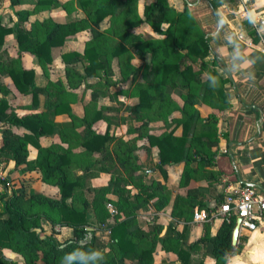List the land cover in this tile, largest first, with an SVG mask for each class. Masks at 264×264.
<instances>
[{
  "label": "trees",
  "instance_id": "obj_1",
  "mask_svg": "<svg viewBox=\"0 0 264 264\" xmlns=\"http://www.w3.org/2000/svg\"><path fill=\"white\" fill-rule=\"evenodd\" d=\"M11 5L19 4L20 0H10ZM62 0H38L32 9H21L16 12L17 22L13 26H4L0 19V49L5 45L6 38L14 35L18 48V57L2 60L0 57V74H7L18 93L31 95L32 109L41 106L43 97L44 110L18 117L10 111L8 91L0 84L3 97L0 98V122L8 124L24 132L19 135L13 130L5 129L0 146V160H10L15 167L26 166L28 170H36L44 183L58 188V199L47 197L41 193L27 192L24 187L11 192L7 196L0 193V264H16L3 253L4 249L12 250L21 255L24 264H120L123 257L133 253L143 264H151L153 244L146 243L143 249V239L146 234L140 232L136 225L135 211L146 201L137 195L130 199L124 186V179L116 168L121 167L130 173L137 170V160L133 156V149L128 143L116 139L114 144L115 158L107 153V144L113 140L109 135V126L104 134L92 132V125L104 118L101 110H96L92 116L84 117L85 127L77 132L73 125L60 127L54 124L53 117L67 114L71 111L72 91L77 89L87 79L104 78L108 74L111 59L119 58L121 72L126 80L133 77V92L139 98V104L132 108L131 113L142 114L151 120L152 116H160L164 121L175 110L181 113V118L174 121L169 132L161 136L145 135L148 147L158 149L159 169L171 164H184L181 185L185 186L205 165H210L214 156L213 148L218 145L216 117L211 115L202 118L196 109L200 102L217 109H224L229 101L224 93L227 78L221 77L215 70L218 58L213 56L209 39L206 34H188L179 36L176 26L182 10L172 7L168 0H146L141 19L136 12L139 0H77L78 7L85 13V18L71 22L57 23L53 20L40 23L35 22L28 29L22 25L27 22L29 15L37 13L45 7L53 5L65 6ZM212 11L217 15L218 9L227 0H206ZM186 3H183L185 6ZM108 19L111 26L105 30L100 25ZM150 25L162 38H143L131 33L142 24ZM167 25L165 30L161 27ZM122 27L121 33L118 29ZM90 30L91 39L87 41L83 53L66 52L61 55L65 65L85 61L84 75L74 69L66 68L65 78L67 91L62 81H48L47 85H35V71L23 67L21 56H33L42 67L53 62V51L63 48L65 41L81 31ZM250 31V30H249ZM253 35V33H252ZM113 37L117 39L114 42ZM257 41V38H254ZM132 47L141 61L144 70L136 69L121 57L129 53ZM149 55V61L146 60ZM198 67V69H196ZM102 73V75H100ZM141 74V80L136 78ZM93 84H86L87 88ZM96 86H94V90ZM171 91L180 94L183 105L179 107L171 98ZM141 117V116H140ZM181 129L179 136L176 131ZM59 135L62 140L79 145L83 151L74 161L85 172L93 166L89 161L94 154L99 155L96 162L102 164L103 171L111 173L108 185L103 189H90L93 193V214L97 222L105 223L108 212L105 208L106 193L117 196L114 206L119 214L125 218H116L115 225L110 228L113 250L119 255V260L105 257V247L101 244L94 231H87L92 226L89 203L83 199L82 185L86 175L75 176L72 171L74 163L69 150L56 145L46 150L44 162L34 164L28 161V145L41 149L40 138ZM73 137V138H72ZM75 138V139H74ZM73 161V162H72ZM112 163V166H111ZM84 164V165H83ZM197 164V168L191 166ZM108 166V167H107ZM117 171V172H116ZM155 191L162 195L165 187L153 183ZM197 192L188 190L185 198L176 197L173 214L178 219L189 220L193 215L194 204L190 203L192 195ZM153 194H148L151 197ZM160 195L157 207H164L167 197ZM71 199V202L67 200ZM199 208L208 209L205 203L199 201ZM48 225V235L41 234ZM236 225V218L229 223L223 221L214 236L205 235L194 243L204 244L206 253L214 259L215 264H227L228 259L236 254L238 242L232 245V234ZM56 226L69 228L73 231L72 238L59 239L54 231ZM175 230L170 225L166 231L167 242L173 243L172 238L179 244L181 235L173 237ZM144 245V244H143ZM192 246L179 247L176 251L180 264H203L202 261L191 260Z\"/></svg>",
  "mask_w": 264,
  "mask_h": 264
},
{
  "label": "crops",
  "instance_id": "obj_2",
  "mask_svg": "<svg viewBox=\"0 0 264 264\" xmlns=\"http://www.w3.org/2000/svg\"><path fill=\"white\" fill-rule=\"evenodd\" d=\"M37 1L38 0H35L31 7L19 8L14 11L10 10L11 17H13L12 21H10L8 16L3 17L0 14L1 24L7 27L13 26L14 23L17 22L16 12L21 9H32ZM66 2H70V5H66L69 10L65 9L66 7L63 5L45 7L41 11L29 15L27 22L24 23L22 27L28 29L30 25L35 22L43 23L48 20H53L57 23H65L85 18V13L78 7L77 0H62L61 4ZM168 2L175 9L182 10L183 12L176 26L177 35L182 36L190 33L195 35L200 33L206 34L213 52L208 59H212L213 56L218 58V64L215 70L221 77L228 79V82L224 86V93L229 101L227 107L224 109L213 108L206 103L208 100L196 105V109L202 118H208L211 115L216 117L218 145L213 148L214 156L211 164L205 165L202 168L199 167V171H195L194 176L191 177L188 184L185 186L181 185L184 171L183 163L165 166L163 170L158 168V149L156 147L149 148L147 146L148 143L145 135L161 136L169 132L175 124L174 121L181 118V113L177 110L173 111L167 117V121H164L160 116L154 115L151 120H148V118H142L145 117L143 113L132 114L131 110L139 104V98L131 94L134 84L133 77L128 76L126 80L124 79L119 63L120 59L116 57L111 59L107 68L108 74L106 77L87 79V81L83 82L77 89L72 91L71 111L67 114L54 116L53 122L60 127L74 125L73 122L75 120H72L71 117V113L74 109L73 100L78 99L80 95L79 90L81 88H83L84 92L89 91V101L96 103L98 105L96 110H101L104 116V118L92 125V132L102 135L109 126V135L115 140L107 144V153H110L113 159L115 158L114 144L116 143V139H120L123 143L126 142L132 147L133 156L137 160V170L133 173L119 166L116 169L118 174L124 179V186L130 199L133 200L135 196L140 195L144 201L146 200L135 211V214L138 229L140 232L147 235L146 240L143 239L142 245H139L140 248L143 249L147 242H152L153 244V260L151 264H180L176 251L182 246H184V248L192 246L190 252L193 262L202 261L203 264H215L214 259L206 253L204 244L200 243L195 246L193 244L205 235L214 236L222 220L220 217H217L205 222L196 223L193 221L194 213L201 210L207 212L215 211L226 196L233 195L235 190L244 186H252L259 192H264V57L257 49L260 44V38L252 27L256 19H264V0H227L224 5L218 9L217 15L214 14L206 0H168ZM184 2L186 3L185 6H183ZM146 3V0H139L136 5L137 15L141 19H144L143 9ZM20 4L21 1L19 4L11 5L10 1L11 6H19ZM57 9H61V11L65 12L66 15L70 17L73 16V14H80L82 16L64 21L56 20L52 15L44 20L39 19L41 14H51L57 11ZM100 26L101 30H105L111 26V21L106 19ZM148 28L154 32L153 36H150L151 32L147 30ZM166 28V24H163L161 27L162 30ZM83 32H86V36L83 38V44L81 43L82 47L75 48L76 43H80L77 42V40ZM131 33L143 38L150 37L158 39L163 37L146 23L132 30ZM239 35H242L243 39H239ZM255 37L257 41L254 40ZM90 39V30L81 31L69 37L65 41L63 48L53 51V62L51 65L47 66L46 71L42 69L38 61L29 54H23L21 56L22 65L27 70L35 71V85L37 87L44 88L48 81L60 80L64 84L65 89L69 91L65 78L66 68L73 67L78 73L84 75V65L86 62L80 61L76 64L65 65L61 61V55L66 52H78L82 54L87 41ZM113 39L114 42L117 41L116 38L113 37ZM125 45L129 48V53L122 56L121 61H127L134 68L144 70L146 63L138 58L135 50L130 47L129 44ZM57 52H61L58 60L64 65V80L57 78L52 79L49 77L50 73L48 72V68L53 65ZM0 57L2 60L8 58L15 59L18 57V48L14 35H9L6 38L4 47L0 49ZM146 60L149 61V55H147ZM79 64L82 70L76 67ZM112 65L116 66V72L111 70ZM39 68L41 69L40 73L48 78L46 84H38L37 75H39ZM196 69H198V67ZM100 75H102V73H100ZM115 75L118 77L116 81H118V86H120L119 89L104 94L101 88L106 84L108 85V80L114 79ZM6 76L9 78L7 74H0V84L8 91L7 98L9 99L11 92L5 85ZM140 80L141 74L136 78V82ZM88 83L93 84L96 86L95 89H98L95 91L93 88L94 86L87 88L86 84ZM0 94L3 97L2 91H0ZM19 98L20 105H22L21 108L27 110L22 114L17 112L9 99L11 106L10 111H13L18 117L44 110L43 97H41L40 108L36 110L30 107V94L24 95L19 93ZM171 98L179 107L183 105V101L178 92L171 91ZM119 102L126 104V111L122 114L124 119L127 120V123L122 122V127L125 128L124 134H116L115 130L119 129V125L114 124L113 120L109 118V115L102 110L105 108L112 110L111 106L117 105ZM130 122L133 125L132 134H129ZM81 125L82 129L80 131L74 128L79 133L82 132L85 127L83 119H81ZM96 126L98 127L97 130L95 129ZM5 129L13 130L19 135L24 132L21 129H16L8 124L0 122V146L2 144V134ZM180 134L181 129H178L175 135L179 136ZM44 140L45 145L43 142ZM54 145L69 150L73 161L75 157L83 151L81 146L75 144L71 146L57 134L40 138L41 148L44 147L45 150H47ZM27 149L29 154L28 161L36 164L30 159V150L38 149L31 145H28ZM98 158L99 155L95 153L94 156L89 159V161L93 162V166L87 172L74 161L72 171L77 177L83 175L87 176L82 185V189L84 190L83 199L89 203L88 210L90 211L89 214L92 226L87 227L86 230L95 232L97 240L105 247L104 252L107 260L115 259L118 261L119 255L113 250L110 228L115 225L116 218L123 220L125 217L119 214L114 206V203L118 199L117 196L112 193H106L105 197L108 202L105 203V208L108 212V217L105 223L97 222L93 214V193L89 190L103 189L108 185L111 179V173L100 169L102 164L96 162L99 160ZM6 164L9 166V169H7ZM0 165L11 181L13 178H16L17 185H13L14 190L24 187L27 192L40 193L32 188V178L30 175L35 173L36 179L45 187V194H41L53 199L59 198L58 188L44 183L36 170H28L24 165L15 167L12 161L5 160L4 158H1ZM191 166H194L195 169L197 168V164ZM18 172L21 173V176ZM154 182L165 187L163 195L167 197V200L164 199L166 203L162 208L157 207L160 195L162 194L157 190L155 191L153 186ZM188 190L197 192L195 195H192L190 201V203L194 204L193 215L189 220L178 219L173 214L175 199L176 197L185 198ZM148 194L153 195L148 197ZM71 201V199L67 200L68 203ZM199 201L205 203L208 209L199 208ZM212 202L215 203L213 207L211 205ZM170 225H172L175 230L173 237L177 234L181 235L182 239H180L179 244H176V239L173 238V243H169L165 240L166 231ZM47 228L48 225L45 224V230ZM55 229L58 233H60V231L61 233H65V238H72L74 236L73 231L69 228L56 226ZM55 236L57 238L59 237L58 235ZM237 242L239 244L237 248L238 252L228 259L227 264H264V214L257 222L254 231L249 232L243 230L239 232ZM3 253L6 257L16 262V264H24L23 259L20 261L17 258L20 257L19 254H14L12 250L4 249ZM120 264L143 263L135 258L133 253H129L123 257V261H120Z\"/></svg>",
  "mask_w": 264,
  "mask_h": 264
},
{
  "label": "rangeland",
  "instance_id": "obj_3",
  "mask_svg": "<svg viewBox=\"0 0 264 264\" xmlns=\"http://www.w3.org/2000/svg\"><path fill=\"white\" fill-rule=\"evenodd\" d=\"M21 1V4L19 6H11L10 5V1L9 0H1L0 1V14L3 16V17H7L10 19V21H12V18L11 17V11H14L15 9H19V8H28V7H31L33 2L35 0H20ZM75 3V2H74ZM11 10V11H10ZM53 16L54 18H56V20H59V21H64V20H70V19H76V18H79L80 16L82 15H74L73 16H67L65 12L61 11V9H57V11H55L54 13H43L39 16V19L40 20H44L45 18H47L48 16ZM9 22V20H8ZM121 30H122V27L120 29H118V34L121 33ZM151 32L150 36L154 34V32L151 30V29H147ZM86 32H83L79 37H78V40L77 42H80V43H76L75 45V48H80L82 47L81 46V43L83 41V38L84 36H86L85 34ZM83 44V43H82ZM61 54V52H57L56 53V56H55V61L53 63V65L48 68V72L50 73L49 74V77H51L52 79H63L64 80V65L61 64L59 62V55ZM36 64V63H35ZM37 65V64H36ZM78 69L82 70L81 69V65H77L76 66ZM111 70L114 72L117 71V68L115 65H112L111 67ZM41 69L39 68V75L38 76V84L39 85H43V84H46L47 82V76H44L42 73H40ZM117 75L114 76V79L112 80H108L109 84L107 85H104L101 89H103V93L106 94L107 92L109 91H115V90H118L120 86H118V80L117 79ZM103 83V82H101ZM5 85H6V88L11 92L10 93V97L9 99L11 100L12 102V105L13 107L16 108L17 112L22 114L24 113L25 110L24 108L22 109L20 105V98H19V93L17 92V90L14 88L13 84L11 83L10 79L6 76L5 77ZM112 86V87H111ZM107 87V88H106ZM106 89V90H105ZM79 96H78V99L77 100H73V111L71 113V117H72V120H75L73 123H74V128L78 131H80L82 129V125H81V119H83L84 117H90L92 116V114L94 113V111L98 108V105L92 101H89V91H86L84 92L83 88H81L79 90ZM0 98H2V95L0 94ZM106 101V100H105ZM112 110H108L107 108L105 109H102L104 112H106L108 115H109V118H111L114 122V124H117L119 125V129L115 130L116 134H124V131H125V128L122 127V122H126L127 120L124 119V117L122 116V114L125 113L126 111V104L123 103V102H119L117 105H112L111 106ZM127 123V122H126ZM130 129H129V134H132L133 131H132V123L130 122ZM128 126V124H127ZM95 129L97 130L98 127L96 126ZM44 142V145H45V140L43 141ZM31 155H30V159L33 160L36 164H42L44 162V158H45V155H46V150L44 147H42L41 149L39 150H34V149H31ZM9 164V163H8ZM10 165V164H9ZM6 167L7 169H9V166L6 164ZM19 175L21 176V173L18 172ZM30 177L32 178V181H31V184H32V188H34L35 190H37L38 192L40 193H43L45 194V187L43 185L40 184V181H38V179H36V174L33 173L30 175ZM16 178H13L12 182H13V185H17L16 184ZM0 209H1V206H0ZM54 231H56V229L54 228ZM50 232V229L47 228L46 230H44L43 233L41 234H48ZM58 233V232H57ZM58 235L60 239H63L65 238L66 234L65 233H58L56 234ZM15 254V252H14ZM18 255V254H17ZM20 257H17L20 261H22V256L19 255ZM24 260V259H23ZM19 263V262H17Z\"/></svg>",
  "mask_w": 264,
  "mask_h": 264
},
{
  "label": "built area",
  "instance_id": "obj_4",
  "mask_svg": "<svg viewBox=\"0 0 264 264\" xmlns=\"http://www.w3.org/2000/svg\"><path fill=\"white\" fill-rule=\"evenodd\" d=\"M252 27L260 38V44L257 49L264 57V19H256ZM238 38L243 39V36L239 35ZM12 191L13 183L0 165V193L3 196H7ZM263 214L264 192H259L252 186H244L235 190L233 195L226 196L215 211H196L193 221L199 223L220 217L222 222L229 223L234 217L236 220L240 219L239 232L243 230L251 232L256 229V224L263 217Z\"/></svg>",
  "mask_w": 264,
  "mask_h": 264
},
{
  "label": "water",
  "instance_id": "obj_5",
  "mask_svg": "<svg viewBox=\"0 0 264 264\" xmlns=\"http://www.w3.org/2000/svg\"><path fill=\"white\" fill-rule=\"evenodd\" d=\"M212 207L215 205L214 202H212ZM239 225H240V219H237L236 220V225L234 227V230H233V234H232V245L235 246L236 243H237V239H238V236H239Z\"/></svg>",
  "mask_w": 264,
  "mask_h": 264
}]
</instances>
